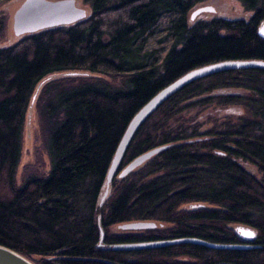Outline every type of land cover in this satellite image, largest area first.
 I'll return each mask as SVG.
<instances>
[{"label": "trees", "instance_id": "obj_1", "mask_svg": "<svg viewBox=\"0 0 264 264\" xmlns=\"http://www.w3.org/2000/svg\"><path fill=\"white\" fill-rule=\"evenodd\" d=\"M85 1L87 18L0 46V244L38 264H264V68L211 74L166 100L133 137L121 168L166 147L117 174L103 200L130 121L159 90L201 65L264 60V0H240L243 14L210 18L194 9L205 0ZM211 103L245 112L208 125L187 116ZM36 110L49 163L26 167L19 181ZM138 220L158 226L119 227ZM240 226L255 238H243ZM184 236L252 247L111 249Z\"/></svg>", "mask_w": 264, "mask_h": 264}, {"label": "water", "instance_id": "obj_2", "mask_svg": "<svg viewBox=\"0 0 264 264\" xmlns=\"http://www.w3.org/2000/svg\"><path fill=\"white\" fill-rule=\"evenodd\" d=\"M213 11V7H201L196 10V13L201 11ZM90 7H82L77 4V0H24L21 6L14 14L13 28L15 35L21 37L32 34L41 30L54 28L58 26L74 24L89 16ZM259 33L264 37V21L259 26ZM261 67L264 68L263 59H226L209 64L201 65L190 69L174 81L159 90L151 99H149L141 109L134 115L130 121L113 157L111 166L107 175V188L103 195V200L109 193V185L113 178L118 174L119 177H125L138 166L150 159L153 155L160 152L166 146H158L148 151H145L131 160L126 166L121 168V163L128 150V147L139 130V128L151 117V115L170 97L180 91L182 88L192 83L193 81L204 78L208 75L215 74L221 71L237 68ZM77 72H69L67 74H76ZM60 74L49 75L41 81L33 96L34 100L43 86L48 80L59 76ZM158 223L155 221H130L120 224V228L126 230L155 228ZM240 235L247 241H252L256 236V231L247 226L238 227ZM251 233V235H248ZM104 231L102 230V238ZM179 243H196L210 248L217 249H245L251 248L250 243H224L214 242L207 239H202L192 236L175 237L169 239H153L146 241H131L120 242L114 244L111 249L114 250H139L147 248H157L170 246ZM0 264H38L31 257L11 248L0 244Z\"/></svg>", "mask_w": 264, "mask_h": 264}, {"label": "rangeland", "instance_id": "obj_3", "mask_svg": "<svg viewBox=\"0 0 264 264\" xmlns=\"http://www.w3.org/2000/svg\"><path fill=\"white\" fill-rule=\"evenodd\" d=\"M24 0H1L0 1V24L2 27L0 29V46L10 45L16 43L23 36L17 37L14 32V14L16 10L21 6ZM77 4L82 7H90L89 3L85 0H77ZM201 7H213V11L204 10L202 14H199L197 18H204L215 15H221L224 17H235L245 12V8L240 0H205L196 5V8ZM91 14V12H90ZM241 114L244 113V108L241 105L236 106H220L216 103L206 104L205 106L197 107L192 111L187 113V116H196L200 118V121L204 123L203 125H208L212 118L221 121L228 116H232L233 113ZM225 115V116H222ZM32 117V120H31ZM183 119H180V121ZM30 131L25 129L24 133V143H23V154L21 163L18 168V179L22 180V175L26 170V167L35 165L36 167L45 166L49 163L48 156L44 150L43 139L41 135L39 115L38 111L34 112L33 116L29 114ZM246 166L252 170H256L251 164H246ZM110 188V185H109ZM108 195V194H107ZM118 226L113 227L114 230H120ZM120 227V225H119ZM122 231V230H120ZM125 233V232H124ZM36 259H39L36 257Z\"/></svg>", "mask_w": 264, "mask_h": 264}, {"label": "snow or ice", "instance_id": "obj_4", "mask_svg": "<svg viewBox=\"0 0 264 264\" xmlns=\"http://www.w3.org/2000/svg\"><path fill=\"white\" fill-rule=\"evenodd\" d=\"M248 235H251V233H248Z\"/></svg>", "mask_w": 264, "mask_h": 264}]
</instances>
